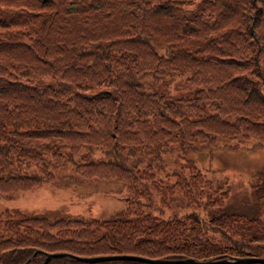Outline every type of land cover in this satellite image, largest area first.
Segmentation results:
<instances>
[{
	"label": "trees",
	"instance_id": "1",
	"mask_svg": "<svg viewBox=\"0 0 264 264\" xmlns=\"http://www.w3.org/2000/svg\"><path fill=\"white\" fill-rule=\"evenodd\" d=\"M180 75L185 86L157 89ZM222 138L264 147V0H0V192L47 180L125 192L107 218L0 210V264L58 250L264 256V199L230 209L229 187L192 156Z\"/></svg>",
	"mask_w": 264,
	"mask_h": 264
},
{
	"label": "rangeland",
	"instance_id": "2",
	"mask_svg": "<svg viewBox=\"0 0 264 264\" xmlns=\"http://www.w3.org/2000/svg\"><path fill=\"white\" fill-rule=\"evenodd\" d=\"M183 75L174 76L156 88L175 92L182 85L178 80ZM252 139H243L245 144L232 145L233 139L222 138L212 155L205 150L192 154L208 177L229 187L226 204L230 209L254 212L256 204L264 199V147H247ZM91 153L101 155L98 148ZM51 169L55 175L73 172V163L68 161ZM111 186V190L99 186L92 189L86 182L57 185L47 180L13 193L0 192V210L17 207L28 215L81 214L107 218L118 214L125 205L124 190H118L116 183Z\"/></svg>",
	"mask_w": 264,
	"mask_h": 264
},
{
	"label": "water",
	"instance_id": "3",
	"mask_svg": "<svg viewBox=\"0 0 264 264\" xmlns=\"http://www.w3.org/2000/svg\"><path fill=\"white\" fill-rule=\"evenodd\" d=\"M73 256L80 260L94 261L100 259H109V258H136L148 260L156 263H170V264H215V263H228L234 261H260L264 262V256L256 255H232V256H223V257H211V258H194L192 256H185L179 258H164V257H148L134 253H104V254H94V255H80L73 254L67 251L58 250V251H46L45 256L41 264H46L47 260L54 256Z\"/></svg>",
	"mask_w": 264,
	"mask_h": 264
}]
</instances>
